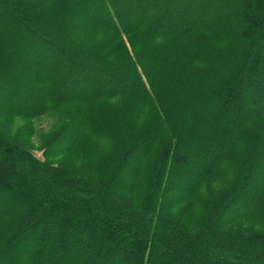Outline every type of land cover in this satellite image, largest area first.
Wrapping results in <instances>:
<instances>
[{"label":"trees","instance_id":"1","mask_svg":"<svg viewBox=\"0 0 264 264\" xmlns=\"http://www.w3.org/2000/svg\"><path fill=\"white\" fill-rule=\"evenodd\" d=\"M0 264H264V0H0Z\"/></svg>","mask_w":264,"mask_h":264},{"label":"rangeland","instance_id":"2","mask_svg":"<svg viewBox=\"0 0 264 264\" xmlns=\"http://www.w3.org/2000/svg\"><path fill=\"white\" fill-rule=\"evenodd\" d=\"M56 123H57L56 118L53 115H49V114L32 122V128L34 129V133H35L30 140L33 146L32 152H34L33 153L34 156L39 160L42 159V153H43L41 148H39V143L41 142L43 137H45L49 132L55 129ZM213 191H214L213 186L204 187L198 196V199L200 200L199 202L204 201L206 196Z\"/></svg>","mask_w":264,"mask_h":264}]
</instances>
